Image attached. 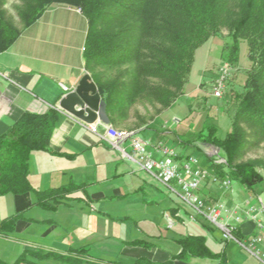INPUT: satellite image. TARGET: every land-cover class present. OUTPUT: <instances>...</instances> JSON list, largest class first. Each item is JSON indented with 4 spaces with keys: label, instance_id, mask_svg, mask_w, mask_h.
<instances>
[{
    "label": "crops",
    "instance_id": "crops-1",
    "mask_svg": "<svg viewBox=\"0 0 264 264\" xmlns=\"http://www.w3.org/2000/svg\"><path fill=\"white\" fill-rule=\"evenodd\" d=\"M87 31L88 20L79 8L56 4L0 53V136L25 114H41L57 108L62 115L50 141L53 153H33L29 180L38 191L71 183L79 186L54 210L36 204L35 192L0 196V223L18 211L24 212L12 236L0 234L3 264L13 262L5 259V249L13 241L19 245L14 251L16 259L29 249L77 258L80 264H133L141 257L151 264H264L234 242L223 240L221 233L204 231L210 227L205 219L190 221L189 208L133 156L130 140L122 144L127 156L102 138L107 124L97 121L99 132L95 133L85 122L59 108L61 98L88 72L84 60ZM152 125L151 121L137 134L149 139L152 142L149 149L155 152V144L163 142L165 133ZM178 153L190 154L187 148ZM155 156L160 154L155 152ZM215 184L208 181L201 190V195L210 202L224 200L229 206H242L249 199L248 191L240 186L235 185L237 191H231L223 190L222 183ZM62 207L85 210L86 216L79 223L85 226L81 233L71 234L52 219L41 222L27 218L38 208L53 213ZM113 208L121 210L115 212ZM36 223H41L42 229L27 237L32 241L16 236L26 233ZM114 224L124 226L116 232ZM76 226L79 225L75 223L73 230ZM241 232L245 239L249 238L256 232L255 223L245 221ZM185 235L204 236L208 247L224 259L176 257L182 249L179 240ZM135 240H142L145 245L130 244ZM80 248L85 249L82 256L71 253ZM27 259L30 264H61L49 257L28 255Z\"/></svg>",
    "mask_w": 264,
    "mask_h": 264
},
{
    "label": "trees",
    "instance_id": "trees-1",
    "mask_svg": "<svg viewBox=\"0 0 264 264\" xmlns=\"http://www.w3.org/2000/svg\"><path fill=\"white\" fill-rule=\"evenodd\" d=\"M6 4L7 0H0V53L51 6L62 4L81 9L88 20L85 67L107 103L109 125L118 131L137 133L154 120L141 118L132 130L117 128L138 104L154 108L158 116L176 103L184 92L195 51L208 38L226 30L230 60H237L238 45L246 41L252 66L244 91L232 97L236 110L231 128L220 136L218 126L207 121L204 129L207 133L201 135L202 141L219 148L220 156L226 160L210 165L213 175L229 179L231 184L251 193L262 183L264 161L241 157L248 147L264 142V0H20L17 9L21 27L9 15ZM61 115L54 107L41 114H25L0 136V196L35 192L36 204L54 210L79 189L71 183L38 191L29 180L33 153H53L50 141ZM191 155L179 153V158ZM23 217L24 212L18 211L3 220L0 234L12 236ZM237 234L245 237L241 231ZM179 242L182 249L176 257L180 259H224L208 247L202 235H185ZM130 244L145 245L142 240ZM83 250L71 253L82 256ZM28 255L53 258L61 264L81 263L63 254L26 249L12 264H30ZM3 263L0 259V264ZM133 264L151 262L141 257Z\"/></svg>",
    "mask_w": 264,
    "mask_h": 264
},
{
    "label": "rangeland",
    "instance_id": "rangeland-1",
    "mask_svg": "<svg viewBox=\"0 0 264 264\" xmlns=\"http://www.w3.org/2000/svg\"><path fill=\"white\" fill-rule=\"evenodd\" d=\"M20 0H7L6 8L10 16L13 17L18 27L22 26L21 20L18 16L17 6ZM230 40L227 36V31L208 38L195 51L194 62L188 81L185 84L183 94L177 99L176 103L165 109L157 116L154 108H146L144 105H136L132 108L129 118H127L119 129L132 130L136 124H139L141 118L147 119L150 117L153 122L152 127L162 129L164 131L163 143L168 142V146L174 147L177 151L184 149V145L188 143V153L195 155L201 160L203 168L209 172L211 164L217 162L221 158L219 148L211 144H205L202 141L201 133L205 131V124L208 122L215 123L219 128V135L223 136L231 128L232 120L234 118L236 105L232 98L234 93H242L247 80L248 72L252 66V61L249 56L248 45L246 41H242L238 45L237 60H230ZM229 63L232 66L231 77L228 81V88L223 98H218L214 95L213 84L215 76L218 74L219 68ZM152 128V129H153ZM114 129V128H112ZM204 130V131H203ZM128 132L127 130H122ZM149 131V130H147ZM146 130L141 134H145ZM257 158L264 161V142L248 147L243 153L241 160ZM218 163V162H217ZM211 173V172H210ZM212 174V173H211ZM263 181L255 187L253 193L248 191V198H251L253 205L257 207L259 212L258 217L264 223V168H262ZM213 175V174H212ZM216 183V186H219ZM222 185V184H221ZM237 184H230L224 186L223 190L229 189L237 191ZM238 186V185H237ZM115 212L121 209L117 208ZM50 214L53 217H50ZM86 212L80 208H61L58 211L50 212L38 208L33 210L27 218H34L38 221H48L50 219L64 225L69 233H81L84 224L80 225V219L85 218ZM76 226L73 230L74 224ZM114 223V222H113ZM116 224V223H115ZM113 225L116 232L120 231L124 225ZM129 225V224H128ZM127 225V226H128ZM81 226V229H78ZM204 229L209 233L219 235L218 228ZM39 229H42L41 223L33 224V227L22 235H16L21 239L32 241L27 237L31 236ZM235 243V242H234ZM242 251L245 252L239 244L235 243ZM19 245L15 241L10 242L5 249V259H10L14 263L17 259L14 258V251ZM248 254V253H247ZM7 261V260H6ZM9 263V262H8Z\"/></svg>",
    "mask_w": 264,
    "mask_h": 264
},
{
    "label": "built area",
    "instance_id": "built-area-1",
    "mask_svg": "<svg viewBox=\"0 0 264 264\" xmlns=\"http://www.w3.org/2000/svg\"><path fill=\"white\" fill-rule=\"evenodd\" d=\"M231 73L232 66L229 63L219 68L213 84L216 97H224ZM85 124L91 131L99 132L95 123ZM102 138L127 156L129 154L122 144L130 140L133 156H137L139 164L166 184L189 208L190 221L199 222L201 218L205 219L209 225L219 229L223 240L239 244L245 251L264 262V223L258 217L259 212L252 204L251 198L242 206H229L224 200L208 202L201 195L202 187L206 182H221L224 186H229L231 184L229 179L221 180L218 176L212 175L202 167L199 158L195 155L181 160L178 151L162 141L155 144V152L160 154L156 157L155 152L149 149L152 142L134 131L122 132L108 125ZM217 162L226 163V160L221 157ZM248 220L255 223L256 232L247 239L238 237L237 232L241 231L242 224Z\"/></svg>",
    "mask_w": 264,
    "mask_h": 264
},
{
    "label": "water",
    "instance_id": "water-1",
    "mask_svg": "<svg viewBox=\"0 0 264 264\" xmlns=\"http://www.w3.org/2000/svg\"><path fill=\"white\" fill-rule=\"evenodd\" d=\"M59 108L87 124H94L97 121L110 124L107 103L101 97L97 84L89 72L75 88L61 98Z\"/></svg>",
    "mask_w": 264,
    "mask_h": 264
}]
</instances>
